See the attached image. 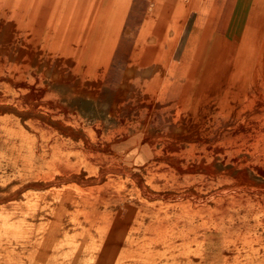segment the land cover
<instances>
[{"label":"rangeland","instance_id":"1","mask_svg":"<svg viewBox=\"0 0 264 264\" xmlns=\"http://www.w3.org/2000/svg\"><path fill=\"white\" fill-rule=\"evenodd\" d=\"M54 4L52 38L67 7L80 26L74 47L86 59L83 92L81 69H65L53 59L23 73L34 90L22 92L21 51L47 29L38 9L42 1L0 0V264H256L232 258L238 245L227 221L194 228L197 237L182 253V242L171 236L190 228L192 214H173L163 186L175 167V148L196 144L204 159L219 164L216 174L228 170L233 176L242 172L231 169L230 160L244 157L246 124L257 126L255 139L263 146L264 119L246 123L245 117L264 104V0H246L245 9L240 4L234 13L221 9L218 20L201 21L218 26L196 27L179 25L191 20L179 11L168 17L170 5L155 0ZM40 86L48 91L38 94ZM94 91L98 106H85L81 100ZM65 101L73 105L64 110ZM187 155L185 164H191ZM198 181L179 179L182 189ZM60 196L66 203H59Z\"/></svg>","mask_w":264,"mask_h":264},{"label":"bare ground","instance_id":"2","mask_svg":"<svg viewBox=\"0 0 264 264\" xmlns=\"http://www.w3.org/2000/svg\"><path fill=\"white\" fill-rule=\"evenodd\" d=\"M32 1V0H31ZM38 1V0H37ZM42 5L38 7L40 11V18L42 19L41 24H47V29L43 33H38L39 38L34 39L30 38L28 41V45L26 46L25 51H21V63L18 66L19 70L17 74L19 75L18 79L21 78L20 83L24 84L25 88L22 92L32 93L34 90V85L32 82L26 81L24 78V72L26 70L32 69L33 64L39 65L43 60H54L61 66H72L73 71L80 70L82 71L83 79L80 81V91L83 92L86 90V68L85 65V56L75 54V47L80 43L75 38L76 33L79 32L80 26L77 21H73V7H67V15L62 16L61 19L58 20V35L52 38V31L55 27L56 19H57V8L54 4V0H41ZM31 4V2H30ZM19 5V4H18ZM32 7V6H31ZM34 8V7H33ZM31 10V9H30ZM48 13V15H47ZM30 14V13H29ZM29 16V15H28ZM32 16V14H31ZM78 17V15H75ZM30 18V17H29ZM100 20V19H99ZM4 24V23H3ZM2 24V25H3ZM7 24V23H6ZM11 24V22H10ZM7 26V25H6ZM6 29V28H5ZM8 29V28H7ZM14 29V28H13ZM17 30V29H16ZM14 31V30H13ZM112 31V30H111ZM40 32V31H38ZM8 33V31H7ZM11 33V32H10ZM15 34V33H13ZM8 35V34H7ZM25 35V33H24ZM5 36V34L3 35ZM10 37V36H9ZM14 38V36H13ZM12 38V39H13ZM4 39V37H3ZM6 39V38H5ZM9 39V38H8ZM7 39V40H8ZM17 39V38H16ZM29 39V38H28ZM76 40V41H75ZM22 41V40H21ZM27 42V41H26ZM25 42V43H26ZM97 42V41H96ZM1 43V42H0ZM14 44V43H13ZM17 44V43H16ZM83 49L86 46V39L82 41ZM94 41H92V44ZM151 44V43H150ZM75 46V47H74ZM25 47V45H23ZM2 48V47H1ZM4 50V49H3ZM12 50V49H11ZM18 51V50H17ZM141 51V50H140ZM1 53V51H0ZM14 55V54H13ZM17 55V54H16ZM1 57V56H0ZM2 59V58H1ZM7 59V58H6ZM113 59V58H112ZM138 59V58H137ZM9 60V59H8ZM2 61V60H1ZM116 61V60H115ZM156 63V62H155ZM11 64V63H10ZM9 64V66H10ZM149 64V63H147ZM152 64V63H151ZM48 65V63L46 64ZM59 67V66H58ZM13 68V67H12ZM84 68V69H83ZM111 68V67H110ZM57 69V68H56ZM66 69V68H65ZM83 69V70H82ZM34 70V69H33ZM32 70V71H33ZM43 70V69H42ZM30 71V70H29ZM54 71V70H53ZM14 72V71H13ZM61 72V71H60ZM64 72V71H63ZM166 72V70H165ZM28 73V72H27ZM30 73V72H29ZM65 73V72H64ZM72 73V72H71ZM9 74V73H8ZM37 74H39L37 72ZM36 74V75H37ZM163 74V73H162ZM165 74V73H164ZM1 75V74H0ZM16 75V74H15ZM62 75V74H61ZM33 76V75H32ZM100 76V75H99ZM2 77V76H1ZM11 77V76H10ZM28 77V76H27ZM70 78L69 76H67ZM159 77V76H155ZM171 77V76H170ZM179 77V76H178ZM4 78V77H2ZM38 78V77H37ZM63 78V77H62ZM154 78V77H152ZM47 79V78H46ZM46 79H44L46 81ZM131 79V78H130ZM141 79V78H140ZM184 79V78H183ZM9 80V79H6ZM71 80V79H70ZM10 81V80H9ZM36 81V80H35ZM61 81V80H60ZM95 81V80H93ZM19 82V81H18ZM37 82V81H36ZM65 82V81H64ZM96 82V81H95ZM129 82V81H128ZM45 83V82H44ZM131 83V82H130ZM142 83V82H141ZM16 84V83H15ZM18 84V83H17ZM46 84V83H45ZM53 84H56L53 81ZM90 84V83H89ZM49 85V81H48ZM137 85V84H136ZM23 86V85H22ZM46 86V85H45ZM58 86V85H57ZM65 85H63L64 87ZM98 86V85H97ZM135 86V85H134ZM99 87V86H98ZM97 87V88H98ZM38 88V87H36ZM47 88V86H46ZM45 87H41L38 89V94H43L44 91H48ZM56 88V87H54ZM53 88V89H54ZM66 88V87H65ZM72 88V87H71ZM140 88V87H139ZM58 89V88H56ZM55 89V92H56ZM59 89H61L59 87ZM102 89V88H101ZM127 89V88H126ZM64 93L65 91L61 89ZM60 92V90H58ZM57 91V92H58ZM68 91V90H67ZM96 91V90H95ZM92 96H87L85 99H80L83 101L85 106H98L97 100ZM98 91V90H97ZM122 91V90H121ZM133 91V90H132ZM149 91V90H148ZM56 92V93H57ZM58 92V93H59ZM62 92V93H63ZM76 92V91H74ZM36 93V94H37ZM141 93V91H140ZM34 94V93H33ZM61 94V92L59 93ZM67 94V93H66ZM125 94V93H124ZM139 94V93H138ZM187 94V93H186ZM73 95V94H72ZM75 95V94H74ZM28 96V95H27ZM32 96V94H31ZM37 96V95H36ZM64 96V95H63ZM33 97V96H32ZM65 97V96H64ZM72 97V96H71ZM76 97V95H75ZM139 97V96H138ZM142 97V96H141ZM140 97V98H141ZM34 98V97H33ZM32 98V99H33ZM39 98V97H38ZM62 98V97H61ZM78 98V97H77ZM83 98V97H82ZM125 98V97H124ZM31 99V100H32ZM65 99V98H64ZM66 99H69V97ZM74 99V98H73ZM135 99V98H134ZM137 99V98H136ZM58 100V99H57ZM70 100V99H69ZM123 100V99H122ZM64 100H61V102ZM67 101V100H66ZM62 105V109L65 110L64 106L73 105L72 103L69 105ZM72 101V98H71ZM179 101V100H178ZM41 102V101H39ZM76 102V100H75ZM59 104V102L57 101ZM74 103V102H73ZM137 103V102H136ZM6 104V103H4ZM9 104V103H8ZM38 104V103H37ZM53 104L52 101L49 102L51 106ZM63 104V103H62ZM77 104V103H76ZM205 104V103H204ZM260 104V103H259ZM31 105V104H30ZM57 105V104H56ZM60 105V104H59ZM57 105V106H59ZM78 105V104H77ZM80 105V104H79ZM135 105V104H134ZM158 105V104H157ZM160 105V104H159ZM3 106V105H1ZM81 106V105H80ZM79 106V107H80ZM122 106V105H121ZM156 106V104H155ZM145 107V106H144ZM153 107V106H152ZM157 107V106H156ZM199 107V106H198ZM1 108V107H0ZM12 108V107H11ZM74 108V107H72ZM71 108V110H72ZM83 108V107H82ZM96 108V107H95ZM98 108V107H97ZM182 108V107H181ZM208 108V107H207ZM217 108V107H216ZM77 109V106H76ZM88 108H85V110ZM93 109V108H92ZM126 109V108H125ZM131 109V108H130ZM257 113H253L250 111L246 117V123L257 120L258 118L264 119V104L255 108ZM11 110V109H9ZM28 110V109H26ZM61 110V109H60ZM69 110V109H68ZM79 110V109H78ZM90 110V109H89ZM88 110V113H89ZM101 110V109H100ZM198 110V109H197ZM15 111V110H14ZM34 111V110H33ZM36 111V110H35ZM34 111V112H35ZM70 111V110H69ZM81 111V110H80ZM87 111V110H86ZM84 111L85 113H87ZM91 111V110H90ZM94 111V110H93ZM99 111V110H98ZM118 111V110H117ZM147 111V110H146ZM153 111V110H152ZM156 111V110H155ZM162 111V110H161ZM1 112V111H0ZM3 112V111H2ZM79 112V111H78ZM92 112V111H91ZM149 112V111H148ZM157 112V111H156ZM163 112V111H162ZM41 113V112H40ZM65 113V112H64ZM80 113V112H79ZM84 113V114H85ZM96 115V112H94ZM93 113V114H94ZM101 113V112H99ZM119 113V112H118ZM181 113V112H180ZM193 113V112H192ZM197 113V111H196ZM200 113V112H199ZM209 113V111H208ZM36 114V113H35ZM82 114V113H80ZM91 114V113H90ZM107 114V113H106ZM105 114V115H106ZM116 114V113H115ZM162 114V113H161ZM194 114V113H193ZM23 115V114H22ZM30 115V114H29ZM49 115V114H47ZM88 115V114H87ZM98 115V114H97ZM96 115V116H97ZM155 115V113H154ZM169 115V114H168ZM192 115V114H191ZM199 115V114H198ZM197 115V116H198ZM207 115V114H206ZM24 116V115H23ZM27 116V114H26ZM94 116V115H93ZM103 116V115H102ZM120 116V115H119ZM188 116V115H187ZM209 116V115H208ZM1 117V116H0ZM28 117V116H27ZM26 117V118H27ZM90 117V116H88ZM92 117V116H91ZM99 117V116H98ZM94 116L95 118H98ZM122 117V116H121ZM138 118V117H137ZM154 118V117H153ZM49 119V117H48ZM90 119V118H88ZM100 119V118H99ZM104 119V117H103ZM107 119V118H106ZM117 119V118H116ZM50 120V119H49ZM84 120V119H83ZM114 120V119H113ZM124 121V119H122ZM131 120V119H130ZM165 120V119H164ZM207 120V119H206ZM23 121V120H22ZM55 121V120H50ZM60 121V120H59ZM134 121V120H133ZM170 121V120H169ZM58 122V121H57ZM62 122V121H61ZM85 122V120L83 121ZM92 122L93 119H92ZM105 122V121H104ZM107 122V121H106ZM105 122V123H106ZM112 122V121H111ZM119 122V121H118ZM117 122V123H118ZM212 122V121H211ZM60 123V122H59ZM58 123V124H59ZM64 122H62L63 124ZM87 123V121H86ZM109 123V120L108 122ZM113 123V124H112ZM111 124L114 126V122ZM137 123V122H136ZM205 123V122H204ZM116 124V123H115ZM140 124V123H139ZM143 124V122H142ZM24 125V124H23ZM107 125V124H104ZM111 125V126H112ZM134 125V124H133ZM146 125V124H145ZM87 126V125H86ZM110 126V127H111ZM142 126V125H141ZM149 126V125H148ZM256 126V125H255ZM26 127V126H25ZM70 127V126H69ZM68 127V128H69ZM135 127V126H134ZM257 127V126H256ZM256 127L253 125L248 126L246 124L245 127V135H244V157L243 159H235L232 158L230 160L231 169L234 168H242L239 170V173H235V175H229L228 170H224L219 174H216L214 171V167L217 166V160L214 166L209 159H204L207 156L203 157L196 149V144H192L185 150L181 151L176 149L177 151H173L170 156L174 160L173 167L171 170V179L165 184L167 188V192L164 193V197L167 196L168 202L172 205V213L185 215L186 213H191L192 218H189V227L190 228H182L178 232L172 234L171 241L180 240L182 243L179 244L182 247L183 252L187 246L190 245L193 240L197 237V226L207 225V229L215 228L222 221H227L232 225L233 232L236 235L235 243L238 245L235 247V255L232 257L234 260L242 262V261H253L256 264H264V167H262V163H264V144L260 147L258 140L255 139V132H257ZM30 128V127H28ZM105 128V127H104ZM107 128V127H106ZM125 128V127H124ZM129 128V127H128ZM131 128V127H130ZM129 128V129H130ZM144 128V126H143ZM148 128V127H147ZM74 129V128H73ZM80 129V128H79ZM96 129V128H95ZM98 129V128H97ZM100 129V128H99ZM122 129V128H121ZM140 129V128H139ZM157 129V128H156ZM77 130V129H76ZM107 130V129H106ZM105 130V132H106ZM133 130V129H132ZM129 130V131H132ZM141 130V129H140ZM149 130V128H148ZM154 130V129H153ZM204 130V129H203ZM156 131V130H155ZM164 131V130H163ZM236 131V130H235ZM84 132V131H82ZM133 132V131H132ZM161 132V131H160ZM85 133V132H84ZM134 133V132H133ZM165 133V132H163ZM167 133V130H166ZM179 133V132H177ZM132 134V133H130ZM129 134V135H130ZM139 134V133H138ZM208 134V133H207ZM65 135V134H64ZM142 135V134H141ZM145 136V134H143ZM151 135V133H150ZM168 135V134H167ZM72 136V135H71ZM154 136V135H153ZM264 138V134L262 135ZM138 137V136H137ZM136 137V138H137ZM142 137V136H141ZM149 137V136H148ZM202 137V135H201ZM210 137V136H209ZM77 138V137H76ZM74 138V139H76ZM80 138V137H79ZM123 138V136H122ZM121 138V139H122ZM125 138V135H124ZM134 138V137H133ZM140 138V137H139ZM184 138V137H183ZM213 138V137H212ZM81 139V138H80ZM89 139V138H87ZM143 139V138H142ZM173 139V138H172ZM186 139V137H185ZM192 139V138H191ZM190 139V140H191ZM148 142V139H146ZM184 140V139H183ZM139 141V140H138ZM141 141V140H140ZM151 141V140H150ZM165 141V140H164ZM102 142V141H101ZM116 142V141H115ZM146 142V141H145ZM152 142V141H151ZM111 143V141H110ZM109 143V144H110ZM138 142L135 141L137 145ZM144 143V142H143ZM150 143V142H149ZM161 143V142H160ZM175 143V141H174ZM173 143V144H174ZM132 144V143H131ZM158 144V143H157ZM156 144V145H157ZM180 144V143H179ZM182 144V143H181ZM180 144V145H181ZM102 145V144H101ZM152 145V144H151ZM160 145V144H159ZM169 144H167L168 146ZM105 146V145H104ZM155 146V145H154ZM113 147V146H112ZM116 147V146H115ZM131 148L134 146H130ZM129 147V148H130ZM182 147V146H181ZM207 147V146H206ZM209 147V146H208ZM117 148V147H116ZM127 148V147H125ZM124 148V150H125ZM130 148V149H131ZM155 148V147H153ZM114 149V148H113ZM119 149V148H118ZM128 149V148H127ZM152 149V148H151ZM170 149V148H168ZM219 149V148H218ZM109 150V149H108ZM117 150V149H116ZM220 150V149H219ZM100 151V150H99ZM120 151V150H118ZM117 151V152H118ZM126 151V150H125ZM129 151V150H128ZM169 151V150H168ZM218 151V150H217ZM222 152V149H221ZM230 152V151H229ZM101 153V152H100ZM123 153V152H122ZM121 153V154H122ZM131 153V152H130ZM129 153V154H130ZM142 153V152H141ZM188 154L187 156L193 160L191 164H185V161L182 157V154ZM134 154V153H133ZM153 154V153H152ZM241 154V153H239ZM103 156V154H101ZM117 155V154H116ZM133 156V155H131ZM222 156V154H221ZM229 157L228 155H226ZM119 157V156H118ZM232 157V156H231ZM149 158V157H148ZM219 158V157H216ZM155 158H151L150 162H153ZM189 159V160H190ZM228 160L230 158H227ZM122 160V158H121ZM149 160V159H148ZM166 160V159H165ZM203 160L206 162L204 163ZM215 160V159H213ZM223 160V159H222ZM142 161V160H141ZM147 162V161H146ZM145 162V163H146ZM219 162V161H218ZM226 162V161H224ZM136 163V162H135ZM143 163V162H142ZM157 163V162H156ZM215 163V161L213 162ZM223 163V162H222ZM124 164V163H123ZM132 164V163H131ZM227 164V163H226ZM140 165V164H139ZM222 165V164H221ZM105 166V165H104ZM171 166V165H169ZM168 166V167H169ZM219 166V164H218ZM217 166V168H218ZM224 166H227L224 164ZM106 167V166H105ZM131 167V166H130ZM139 166H137L138 168ZM228 167V166H227ZM100 168V167H99ZM127 168V167H126ZM129 168V167H128ZM132 168V167H131ZM130 168V169H131ZM142 168V167H141ZM220 168V167H219ZM223 168V166H222ZM225 168V167H224ZM143 169V168H142ZM230 169V167H229ZM134 170V169H131ZM220 170V169H219ZM86 171V170H85ZM234 171V170H233ZM83 173V170L81 171ZM134 172V171H132ZM135 172H138L137 170ZM86 173V172H85ZM84 173V174H85ZM76 174V173H75ZM79 174V173H77ZM81 174V173H80ZM139 174V173H138ZM83 176V175H82ZM94 176V175H93ZM154 176V175H153ZM153 176L148 177L147 182L149 184H153ZM104 177V176H103ZM129 177V176H127ZM85 178V177H84ZM87 178V177H86ZM143 178V177H142ZM187 181L190 178H198V182H194L192 185L187 187V189H182L184 186L179 179ZM106 179V178H104ZM38 181V180H37ZM102 181V180H101ZM35 182V181H34ZM44 182V181H43ZM147 184V183H145ZM147 186V185H146ZM59 187V186H58ZM158 187V186H156ZM63 188V187H62ZM70 188V187H69ZM71 189V188H70ZM44 190V189H43ZM91 191V190H90ZM165 191V190H164ZM150 197V195H149ZM67 197L60 196L58 200L60 204L66 203ZM102 206V205H101ZM99 206V207H101ZM123 207V206H122ZM117 208V207H116ZM116 213L118 210L115 211ZM119 216V215H116ZM115 217V216H114ZM226 218V220H224ZM117 219V218H116ZM192 219V220H191ZM115 218L113 219V221ZM112 223V222H111ZM146 223V222H145ZM116 224V221H115ZM152 227V226H151ZM174 227V226H173ZM242 227H244L245 231L242 232ZM169 228V225H168ZM166 229V228H165ZM170 229V228H169ZM113 231V230H112ZM133 231V230H132ZM220 234V233H219ZM222 234V233H221ZM227 234V233H226ZM209 235V234H207ZM108 236V235H106ZM111 236V235H110ZM226 236V235H225ZM230 239V238H229ZM220 246V244H219ZM222 248V247H221ZM179 249V248H178ZM220 249V248H219ZM218 249V250H219ZM221 250V249H220ZM223 250V249H222ZM212 251V250H211ZM216 251V250H215ZM176 255V254H175ZM207 255V254H206ZM91 257L96 258L97 254H91ZM188 256V255H187ZM88 258V257H87ZM189 258V257H186ZM198 258L203 260L205 257L200 254ZM91 262V261H90ZM221 262V261H220Z\"/></svg>","mask_w":264,"mask_h":264},{"label":"crops","instance_id":"3","mask_svg":"<svg viewBox=\"0 0 264 264\" xmlns=\"http://www.w3.org/2000/svg\"><path fill=\"white\" fill-rule=\"evenodd\" d=\"M161 1L165 4H169L170 14L168 17H173L176 11L180 13L184 12V19H190L189 23H180L179 25L186 26H218L219 23L211 22V23H203L202 20H218L219 10H229L234 13L236 10L241 9L239 7L242 4V10H244V5L246 0H155ZM228 5V6H227ZM181 16V15H180ZM229 23H225L224 25H228Z\"/></svg>","mask_w":264,"mask_h":264}]
</instances>
